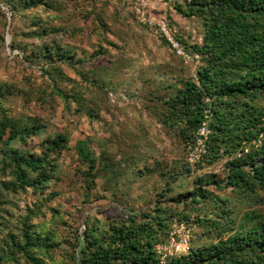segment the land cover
<instances>
[{"label":"trees","instance_id":"16d2710c","mask_svg":"<svg viewBox=\"0 0 264 264\" xmlns=\"http://www.w3.org/2000/svg\"><path fill=\"white\" fill-rule=\"evenodd\" d=\"M0 4L4 24L2 6L12 21L18 12L64 8L63 0H0ZM172 5L181 16L200 21L202 36L200 42L190 44L174 37L199 64L193 75L177 78L173 84L174 92L164 101L163 123L188 146L206 115L210 135L205 153L192 163L186 157V171L191 174L227 157L230 161L222 180L214 174L198 177L190 191L175 198L177 210L167 215L161 213V201H156L148 212L132 207L120 210L118 219L103 226L85 221L81 235L76 236L75 250L58 263L53 253L60 243L45 227V219L34 222L45 217L44 211L40 207L29 209L18 219L16 232L9 231L4 192L31 189L40 196L60 178L62 161L71 149L69 136L66 132L45 133L40 118L30 122L9 115L2 103L19 89L0 83V264H160L156 246L167 241L171 227L179 222L199 227L198 236L203 240L164 264H264V215L250 211L244 221L233 223L226 200L207 186L224 183L239 199L253 196L257 200L253 194L264 193V0H175ZM29 22L24 36L32 41H17L10 29L11 51L17 49L22 60L41 64L53 96L65 103L75 101L79 110L97 118L92 109L82 106L78 95L59 83L71 80L64 68H73L74 53L63 38L73 35L35 15ZM161 36L171 46L166 36ZM0 43H6L3 32ZM105 54L98 50L89 57L96 60ZM75 148L88 191L95 186L100 171L97 159L108 158L113 163V156L103 151L97 157L87 140H77ZM7 176L10 178L4 179Z\"/></svg>","mask_w":264,"mask_h":264},{"label":"rangeland","instance_id":"374dc122","mask_svg":"<svg viewBox=\"0 0 264 264\" xmlns=\"http://www.w3.org/2000/svg\"><path fill=\"white\" fill-rule=\"evenodd\" d=\"M173 1L147 0L152 25L138 21L132 0H63L64 8L59 11H22L13 21L2 6L6 18L5 24L0 20V33H5L9 41L0 43V83L19 89L3 101V108L9 115L30 122L40 118L45 133L66 132L71 146L62 161L60 178L40 196L31 189L4 192L8 203L3 207L9 212L4 216L7 229L16 232L18 219L29 209L40 207L45 217L39 216L34 222L45 219V227L60 243L53 253L58 263L75 250L76 236L81 235L85 221L103 226L118 219L120 210L132 207L148 212L156 201H161L162 214H170L178 207L175 198L190 191L195 179L214 174L222 180L227 171L230 159L225 157L188 174L187 145L163 123L164 101L174 92L173 84L177 78L193 75L199 62L179 55L164 43L161 34L166 36V30L169 36L187 44L200 42L202 36L200 21L178 14ZM31 15L49 25L63 26L73 35L63 38L70 42L74 53L73 70L64 68L71 80L59 83L78 95L82 106L92 109L97 118L79 110L77 102L65 103L53 96L41 64L22 60L17 49L11 51L10 29L17 41H32L24 36ZM98 50L105 56L92 60L89 55ZM77 140H87L97 157L103 151L113 156V163L108 158L97 159L100 171L95 186L88 191L79 173L83 166L75 150ZM36 142L37 138L31 146ZM207 186L226 200L233 223H240L250 211L264 215L262 191L253 194L257 200L253 196L239 199L224 183L220 187L215 183ZM189 228L192 247L203 238L198 236L199 227Z\"/></svg>","mask_w":264,"mask_h":264},{"label":"built area","instance_id":"2783aa9c","mask_svg":"<svg viewBox=\"0 0 264 264\" xmlns=\"http://www.w3.org/2000/svg\"><path fill=\"white\" fill-rule=\"evenodd\" d=\"M134 12L138 21L152 25V18L148 15V2L147 0H132ZM163 29H165L163 27ZM166 38L171 44V46L176 50L179 55L189 58V55L184 51V49L179 45V43L169 34L166 30ZM210 135V128L208 126V119L205 118L200 123L193 142L189 143L187 146V158L188 161L195 162L199 160L202 154L205 153V145ZM191 240V230L188 225L183 222L175 223L171 227L168 235V239L164 243H160L156 246L158 258L160 264H164L168 259L181 255L185 253L188 249Z\"/></svg>","mask_w":264,"mask_h":264},{"label":"water","instance_id":"95a60500","mask_svg":"<svg viewBox=\"0 0 264 264\" xmlns=\"http://www.w3.org/2000/svg\"><path fill=\"white\" fill-rule=\"evenodd\" d=\"M6 41L8 42L9 41V37L7 36V38H6Z\"/></svg>","mask_w":264,"mask_h":264}]
</instances>
